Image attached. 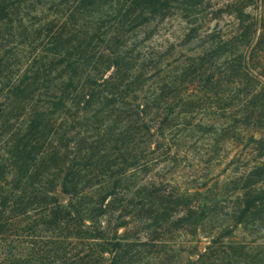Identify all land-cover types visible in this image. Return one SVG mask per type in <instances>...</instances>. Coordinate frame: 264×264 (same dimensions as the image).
I'll list each match as a JSON object with an SVG mask.
<instances>
[{"label":"trees","instance_id":"16d2710c","mask_svg":"<svg viewBox=\"0 0 264 264\" xmlns=\"http://www.w3.org/2000/svg\"><path fill=\"white\" fill-rule=\"evenodd\" d=\"M25 2L0 0V20L22 24L21 4L29 10L48 3L50 16L34 20L48 52L46 60L22 75L0 78V131L14 136L0 154V264H36L38 257L40 264H50L46 256H34L29 236L40 224L51 228L62 220L68 231L86 241L82 264H124L120 241L114 233L110 237L111 220L103 219L111 203L108 197L137 186L132 176L147 167L146 156L170 153L160 151L168 135L199 139L209 134L207 154L213 166L228 153L221 150L223 143L242 144L235 145L232 157L245 163L229 171L233 177L228 183L237 191L233 223L242 224L253 214L264 216V81L256 82L255 70V51L264 43V18L247 11L257 0L232 8L230 31L203 34L197 21L203 0ZM173 11L187 24L184 44L210 43L201 54L187 57L179 76L166 80L160 74L169 65L145 55L138 61L140 54L134 51L141 43L136 32ZM5 70L0 68V74ZM225 81L238 82L237 93L243 94L231 115L224 113L235 102L226 100L233 98L212 99L213 89L218 91ZM60 110L70 124H79L73 157L66 152L61 156L58 146H52L50 117ZM157 183L138 186L141 191L151 188L146 193L153 196L152 203L161 198ZM56 185L69 197L66 202L44 188ZM204 186L206 182L194 186L193 224L222 211L220 200L202 198ZM180 195L182 202L188 198ZM24 243L22 254L18 248ZM39 247L47 250L44 242ZM208 256L199 255L195 264Z\"/></svg>","mask_w":264,"mask_h":264},{"label":"rangeland","instance_id":"374dc122","mask_svg":"<svg viewBox=\"0 0 264 264\" xmlns=\"http://www.w3.org/2000/svg\"><path fill=\"white\" fill-rule=\"evenodd\" d=\"M245 1L203 0L201 12L197 14L201 33L230 31L234 26L235 12H232V8ZM257 1L256 5L248 6L247 11L264 18V0ZM25 3L29 5L31 2L26 0ZM48 5L45 3L44 6L37 5L28 10L24 3L21 4L19 17L23 19L22 24H19L18 19L12 25L0 20V60L2 59L5 65L3 68L11 71L5 70L0 74V78L8 74L10 77H18L25 69L46 60L43 55L48 51L41 42L43 35L37 37L35 29L38 26L34 20L42 18L41 16L45 14L47 17L50 16ZM186 28L185 20L174 11L167 13L161 20L153 21L150 26L141 28L136 32L137 41L141 42L134 51L135 54L136 50L140 54L136 58L138 61H144V57L146 59L149 57L148 60L152 62L158 60L161 64L169 65L166 71L161 72V78L169 80L179 76L184 63L188 62L187 57L201 54L202 48L210 43L206 42L199 46V41L195 40L193 43L184 44L182 37ZM261 47L263 48L255 51L258 61L255 68L258 83L264 81V43ZM151 67L148 68L147 74L152 71ZM227 79L225 76L226 81ZM226 81L218 91L213 89L216 95L212 96V99L233 98L226 100L228 103L235 102L231 104L230 110L224 113L231 115L237 112L239 108L237 102L242 99L243 94L237 93L241 86L238 82ZM151 88L147 86L144 89ZM217 113L220 112L214 114ZM68 117L61 110L50 117L52 126L50 135L53 137L52 146H58L61 156L66 152L69 157H73L76 150L75 142L81 134L79 124L76 122L70 124ZM208 135L199 139L184 133L179 134L178 139H170L171 135H168L160 151L170 150V153L159 157L146 156L144 160L147 167L139 169L132 176V180L138 183L137 186L130 188L126 194L119 193L113 198L108 197L111 203L103 219L111 220L110 237L114 233L115 240L121 243L119 252L122 263L195 264L194 261H197L199 255L204 254V257L209 255V258H206L203 264H264V216L253 214L242 224L236 226L233 223L237 191L232 188V183H228L233 177V173L229 171L232 166L236 164L241 166L245 163V160L236 162L232 157L236 150L235 145L241 147L242 144L223 143L221 150H225L224 154L228 153L224 158L222 154L220 161L213 166L211 164L214 162L210 161L207 154L210 142ZM12 138L14 136H6L0 131V154ZM151 145V148L154 147V144ZM147 181L158 182L155 187L159 189L157 192L161 196L158 203L156 201L152 203L153 196L149 197L146 193L151 188L145 191L138 190V186ZM203 182H206L207 186L200 188L202 198L220 200L218 206L222 211L206 217L198 224H193L192 193L195 191L194 186ZM44 188L51 190L50 194L56 195L60 201L66 202L69 198L60 192L57 185ZM183 193L188 198L182 202L180 194ZM121 222L123 224L119 225ZM65 224L62 220L59 225L51 228H43L41 224L35 228L33 236H29L33 241L29 247L36 251L34 256L44 255L50 264H82L80 257L86 249V241L71 233L73 230L68 231ZM42 242L47 249L45 251L39 247ZM25 246L26 243L20 245L18 251L24 254ZM40 261L42 259L38 257L36 264H40Z\"/></svg>","mask_w":264,"mask_h":264}]
</instances>
